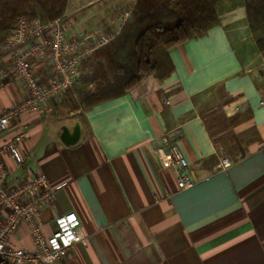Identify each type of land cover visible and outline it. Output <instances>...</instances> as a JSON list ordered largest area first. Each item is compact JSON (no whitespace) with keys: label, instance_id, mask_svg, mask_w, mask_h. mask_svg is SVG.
<instances>
[{"label":"crops","instance_id":"1","mask_svg":"<svg viewBox=\"0 0 264 264\" xmlns=\"http://www.w3.org/2000/svg\"><path fill=\"white\" fill-rule=\"evenodd\" d=\"M101 1L68 0L65 21L77 32L108 28L120 11L93 27L82 24ZM218 6V25L167 50L170 76H145L97 110L55 116L65 93L19 115L26 135L18 157L2 155L7 185L45 174L55 197L41 209L42 234L75 212L85 237L55 264H264V51L248 29L243 0ZM9 32L0 31V43ZM24 96L11 78L0 90V114ZM20 128L11 123L0 146ZM167 145L187 159L189 189L178 190L176 175L162 168L156 151ZM223 158L231 163L226 171L217 168ZM5 216L0 203V225ZM8 244L34 249L25 223Z\"/></svg>","mask_w":264,"mask_h":264},{"label":"built area","instance_id":"2","mask_svg":"<svg viewBox=\"0 0 264 264\" xmlns=\"http://www.w3.org/2000/svg\"><path fill=\"white\" fill-rule=\"evenodd\" d=\"M131 7L120 11L109 21L108 28L75 31L63 18L41 22L38 17L17 18L5 41L0 43V90L17 77L25 90L20 103L0 114V133L11 123L21 129L18 138L0 146V203L6 216L0 225V264H55L64 259L70 249L84 240L81 223L75 212L54 219L55 229L45 237L38 225L41 209L55 197L45 174L14 186L7 185L8 172L2 155L17 156V143L25 137L24 126L18 121L24 112H39L48 104L80 84L83 63L96 50L110 43L128 19ZM163 169L176 175L178 190L192 187L194 180L189 164L177 145H167L156 151ZM231 163L221 159L218 169L226 171ZM25 223L33 237L32 251L14 249L8 236L20 223Z\"/></svg>","mask_w":264,"mask_h":264},{"label":"trees","instance_id":"3","mask_svg":"<svg viewBox=\"0 0 264 264\" xmlns=\"http://www.w3.org/2000/svg\"><path fill=\"white\" fill-rule=\"evenodd\" d=\"M223 1L136 0L118 35L86 59L94 73L86 78L83 72L80 84H94L95 90L79 94L80 102L85 107L103 105L124 95L143 77L157 75L155 52L203 36L218 25L216 7ZM1 2L0 29L9 31L21 16L38 17L43 23L60 18L68 0H10L4 9ZM243 6L248 29L263 52L264 0H243Z\"/></svg>","mask_w":264,"mask_h":264},{"label":"rangeland","instance_id":"4","mask_svg":"<svg viewBox=\"0 0 264 264\" xmlns=\"http://www.w3.org/2000/svg\"><path fill=\"white\" fill-rule=\"evenodd\" d=\"M9 1L10 0H2L1 8L4 9L6 4ZM135 2H136V0H110V1L109 0H102L101 2L97 3L93 9L90 8L91 11L88 12L90 15H87L86 17L82 18L85 21L82 24H86L85 25L86 28L87 27H93L94 25H96L100 21H103V19L105 18L106 15H110L112 13L121 11L129 5L131 6V9H132V7L135 5ZM218 5L216 7L217 15H218L219 11L221 10V6L219 7ZM87 9L89 10V7ZM3 16H5V12H3ZM65 16L66 15H65V10H64V13L60 18L65 19ZM81 25H80V27H82ZM0 26H3V23H0ZM0 31L1 32H8L7 30H4V29H0ZM253 40H254L255 45H256V41L254 38H253ZM166 52H167V50H163V49L157 50V52H155V54L153 55V60L157 63V65L159 67L158 70L165 71L166 76L168 77L172 73V69L170 67L169 62H167V59L164 56ZM83 70H84L83 76L86 78H88L89 76H91L94 73L93 67H92L90 61L84 63ZM94 88H95L94 84H85V83L79 84L77 87H74L70 92H68L67 94H65L61 98L62 104H61V106L57 105V110L54 112V115L57 116L58 113H60L61 115H63V114L67 115V114H69V112L80 111L82 113V112H86V111H90V110H97L102 104L101 105L94 104L92 106L85 107L79 100V94H81L87 90L92 92L93 90H95ZM122 96L123 95L121 94L118 98L115 99V101L118 100L119 98H121ZM112 101H114V100H112ZM52 106L56 107V105H52ZM222 123L228 124V123H230V121L223 120Z\"/></svg>","mask_w":264,"mask_h":264}]
</instances>
